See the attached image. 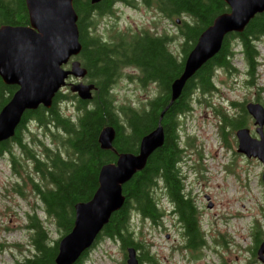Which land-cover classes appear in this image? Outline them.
<instances>
[{
    "label": "trees",
    "instance_id": "16d2710c",
    "mask_svg": "<svg viewBox=\"0 0 264 264\" xmlns=\"http://www.w3.org/2000/svg\"><path fill=\"white\" fill-rule=\"evenodd\" d=\"M116 1L130 2L73 0L81 43L78 57L87 69L86 76L91 78L94 85L90 99L77 100L79 112L76 117L64 116L56 108L60 101L65 102L68 98L64 91L57 92L49 108L40 105L25 110L14 135L0 142V157L7 156L12 172L21 178V182L11 185V190L25 197V190L30 185L41 202V205L34 204L31 210L25 212L24 227L29 230L32 253L14 264H55L59 239H48L47 227L38 218L36 209H42L44 218L51 221L60 236L68 233L73 227L75 205L90 200L98 188L101 167L115 162L119 153H137L141 138L155 129L159 121L163 129L162 145L148 156L140 170L122 184L124 202L110 215L98 236L118 241L124 252L126 247L133 246L139 250L140 263L156 264L155 253L150 248L152 243L141 238L135 239L131 226L135 218H146L155 223L160 196L158 194L157 198L153 189L157 184H162L168 199L177 200L180 217L186 225V243L196 248L201 241L195 206L188 200L193 198L185 190V177L180 169L183 151L190 145V140L181 143L178 116L189 109L192 93L198 91V96L206 99L205 94L216 86L217 70H231L236 46L240 47L244 55L246 74L254 75L260 63L256 41L264 36V12L251 19L243 31L228 34L220 50L197 69L184 84L180 95L170 101L171 82L181 73L187 53L215 17L229 10L228 5L224 0H143L167 18L184 14L189 19L177 24V33L171 36L149 29H144L139 35L129 36L126 32L114 29L112 38L104 39L96 33L94 16L112 13ZM27 23L24 0H0V24ZM177 37L180 38L179 46L183 54L181 60L168 46ZM128 66L138 70L137 81L140 85H158L156 96L141 101L139 109L130 105H115L110 93L122 69ZM15 87L0 79V107L8 101ZM232 104L236 105L237 113H223L220 127L223 137L226 136L225 127L235 131L247 126L250 121L243 102ZM49 121L56 128L54 132L48 133L50 144L41 145V152L28 147L24 135L29 137L30 123L47 128L50 126ZM107 125L115 129L110 149L102 148L98 141L101 130ZM29 164L32 165V172L28 170ZM200 170L197 164L196 171L200 173ZM253 236L255 244L251 252L255 255L256 247L264 238V231L259 224L255 226ZM86 256L87 251L73 264H84Z\"/></svg>",
    "mask_w": 264,
    "mask_h": 264
},
{
    "label": "rangeland",
    "instance_id": "374dc122",
    "mask_svg": "<svg viewBox=\"0 0 264 264\" xmlns=\"http://www.w3.org/2000/svg\"><path fill=\"white\" fill-rule=\"evenodd\" d=\"M94 19L97 22L96 33L104 39H111L114 29L126 32L129 36L139 35L144 29L158 34L165 32L171 36L177 33V24L189 18L182 14L170 19L143 0H130L116 2L112 13L98 14ZM179 39L173 38L168 46L181 60L183 54ZM257 48L261 62L253 76L246 74L244 55L237 46L231 70H217L216 86L205 94L206 99L200 98L198 91L192 93L189 109L178 116V121L181 122V143L190 140V145L183 151L184 158L180 162V169L185 177V190L193 198L188 200H191L190 204L197 209L201 243L194 252L193 259L189 257L188 260V252H171V247L186 244V237L183 231L182 240L181 234H176L175 230L169 227V219L164 220L170 228V238L167 239L165 233L148 220L135 218L131 226L134 236L152 243V251L156 252L159 264H264L257 259L256 253L253 255L251 252L255 244V226L259 224L264 231L262 164L255 158L249 159L237 152L234 130L225 127V137L220 130L223 113H237L233 102H243L244 105L249 101L264 103V36L258 41ZM77 58L81 60L80 57ZM138 73L132 66L122 69L110 90L115 105H130L139 109L141 101L156 96L158 85H140L137 81ZM76 82L91 83V78L85 74ZM63 91L67 93L68 98L65 102L60 101L56 108L64 116L75 118L79 112L78 98L67 88ZM49 124L47 128L30 124L31 132L29 137L24 135L25 142L28 145L33 142L32 147L39 150L42 143L48 142L44 132L56 130L53 122L49 121ZM247 126L254 134V124L250 122ZM17 155L19 156V152ZM197 164L201 167L200 173L196 171ZM31 168L32 165L29 164L30 172ZM17 181L21 182V178L12 172L9 158L0 157V264H14L32 253L29 230L24 227L25 212L31 210L34 204L41 205V202L30 185L25 190V197L12 191L11 185ZM163 189L162 184H157L153 189L154 195L158 198L159 194L165 199ZM36 213L47 227L48 239H58V230L50 220L44 218L42 209L37 208ZM215 241L220 251L216 250ZM121 262L122 250L119 244L102 237L88 250L84 264Z\"/></svg>",
    "mask_w": 264,
    "mask_h": 264
},
{
    "label": "water",
    "instance_id": "95a60500",
    "mask_svg": "<svg viewBox=\"0 0 264 264\" xmlns=\"http://www.w3.org/2000/svg\"><path fill=\"white\" fill-rule=\"evenodd\" d=\"M24 1L28 25H0V77L5 84L17 86L0 109V141L14 134L26 109L39 105L49 108L60 88L67 85L80 99H90L94 88L92 83L66 81L71 75L82 77L87 72L79 60H72L70 68L65 67L81 51L73 0ZM224 1L229 10L217 15L198 36L184 59L181 73L171 82L170 101L180 95L197 69L220 50L228 34L243 31L251 19L264 12V0ZM245 107L254 119L257 136L251 135L246 126L236 129V150L261 162L264 186V107L259 102H247ZM114 137L113 126L103 127L98 137L100 146L112 148ZM162 143L159 121L141 138L137 153H119L115 162L101 167L98 188L90 200L75 205L73 227L57 242L55 264H73L91 246L110 215L122 206V184L145 165L148 156ZM127 253V264H139L134 247H128ZM256 255L264 263V239Z\"/></svg>",
    "mask_w": 264,
    "mask_h": 264
},
{
    "label": "flooded vegetation",
    "instance_id": "af4514ba",
    "mask_svg": "<svg viewBox=\"0 0 264 264\" xmlns=\"http://www.w3.org/2000/svg\"><path fill=\"white\" fill-rule=\"evenodd\" d=\"M27 24H20V25H27ZM0 79H1V77H0ZM253 127H255V126H253ZM176 202H177L176 199H159L158 200L157 205H156L157 214H156L155 226L161 232L165 233V237L167 239L170 238V236H169L170 228L169 227H171L175 230L176 234H177V232L181 234V237L183 240L182 232L184 231L183 234H185V232H186L185 226L186 225H185L184 220H182L180 217V212H179V209H178ZM166 218L169 219V221H170L169 227H168V224H166L164 222V220ZM200 243H201V241H200ZM200 243H198V245ZM214 244L217 245L215 248H216V250L219 251L220 248L218 247V244L216 243V241L214 242ZM198 245H197V247H198ZM197 247L191 248L190 245L188 243H186V244H182L180 247H171V252L172 253H174V252H179V253L188 252L189 254L187 255V258L189 260V257L193 259L194 252L196 251Z\"/></svg>",
    "mask_w": 264,
    "mask_h": 264
}]
</instances>
